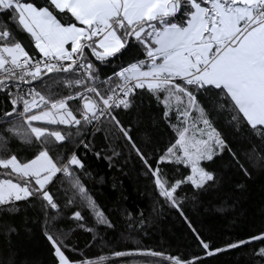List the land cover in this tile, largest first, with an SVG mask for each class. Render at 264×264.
<instances>
[{"label":"snow or ice","instance_id":"snow-or-ice-1","mask_svg":"<svg viewBox=\"0 0 264 264\" xmlns=\"http://www.w3.org/2000/svg\"><path fill=\"white\" fill-rule=\"evenodd\" d=\"M0 17V93L7 101L0 115V169L6 177L0 179V206L12 211L16 202H41L56 264L108 259L73 260L65 254L63 234L49 231L60 214L49 190L59 174L69 181L68 205L81 201L98 225L114 227L74 175L85 167L79 156L73 152L65 160L52 154L73 141L88 148L86 131L94 134L107 123L106 137L118 133L131 145L158 195L178 210V190L211 188L212 164L225 152L248 174L218 125L224 120L237 134L264 142V0H0ZM130 53L135 55L126 66L101 79L96 62L111 64ZM144 95L174 133L151 152L138 147L118 119V110L132 108ZM14 141L36 150L22 160L12 151ZM248 159L264 166L255 146ZM71 219L84 217L76 210ZM189 227L204 257L143 249L112 255L150 257L153 264H205L218 253L264 244L262 231L213 248L190 222ZM255 255L264 260V247Z\"/></svg>","mask_w":264,"mask_h":264},{"label":"trees","instance_id":"trees-1","mask_svg":"<svg viewBox=\"0 0 264 264\" xmlns=\"http://www.w3.org/2000/svg\"><path fill=\"white\" fill-rule=\"evenodd\" d=\"M134 55L130 53L118 60L113 58L111 64L96 62L101 79L119 71L120 66H126ZM6 106L4 94L0 93V115ZM118 113V119L130 130L137 146L145 151L163 147L174 135L148 95L138 96L132 108L120 109ZM109 127L105 123L103 129L94 134L86 131L84 143L89 145L88 148L73 141L52 153L65 160L73 152L79 156L85 167L75 169L74 175L79 176L88 195L114 225L112 228L98 225L94 214L81 201L68 205L69 181L59 175V179L49 186L60 205L56 227L49 231L63 234V242L68 245L65 254L71 259L96 261L104 256L108 258L104 264H153L150 257L117 258L112 255L114 251L137 249L188 258L204 257L189 222L213 248L247 240L264 231V166H257L255 161L248 159L254 146L258 154L264 155V142L257 137L237 134L226 121H219L218 130L232 151L239 155L248 174L236 165L230 153V161L218 157L212 164L216 183L207 191L199 192L183 185L182 190H178L177 199L181 205L178 210L158 195L153 179L146 174L131 145L118 133L106 137ZM35 150V146L18 141L12 144V151L22 160L30 158ZM2 178L6 177L0 169ZM15 209L10 211L7 206H0V264H56L51 244L45 236L44 206L39 200H31L16 203ZM76 210L81 211L83 221L71 219ZM51 214L56 215L55 212ZM81 223L84 227H80ZM88 228L93 231H86ZM261 247L264 244L255 241L207 257L205 264H264V260L255 255Z\"/></svg>","mask_w":264,"mask_h":264},{"label":"rangeland","instance_id":"rangeland-1","mask_svg":"<svg viewBox=\"0 0 264 264\" xmlns=\"http://www.w3.org/2000/svg\"><path fill=\"white\" fill-rule=\"evenodd\" d=\"M222 158H224L225 160H229L230 159V155L228 152H225L222 156ZM230 161V160H229Z\"/></svg>","mask_w":264,"mask_h":264},{"label":"built area","instance_id":"built-area-1","mask_svg":"<svg viewBox=\"0 0 264 264\" xmlns=\"http://www.w3.org/2000/svg\"><path fill=\"white\" fill-rule=\"evenodd\" d=\"M59 175H62V174H59ZM63 176V175H62ZM64 177V176H63ZM20 202H22V201H20ZM16 203H19V202H16Z\"/></svg>","mask_w":264,"mask_h":264}]
</instances>
